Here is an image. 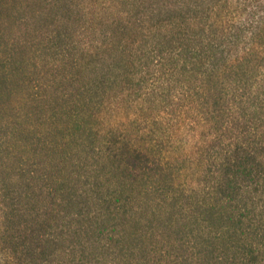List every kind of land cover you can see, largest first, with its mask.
I'll return each instance as SVG.
<instances>
[{"label":"trees","instance_id":"trees-1","mask_svg":"<svg viewBox=\"0 0 264 264\" xmlns=\"http://www.w3.org/2000/svg\"><path fill=\"white\" fill-rule=\"evenodd\" d=\"M117 4V15L105 17ZM221 5L61 4L73 14L64 31L72 21L76 45L61 57L71 89L59 91L61 110L50 104L48 113L36 106L45 85H32L24 112L25 141L33 152L45 148L53 166L24 163L23 235L0 179V264H264V3L243 18ZM106 23L111 30L96 27ZM7 77L2 68L0 79ZM132 94L167 101L174 131L204 133L197 150L208 167L200 178L177 182L182 167L166 172L171 160L153 130L137 146L119 127L95 128L112 97ZM107 160L109 169H100Z\"/></svg>","mask_w":264,"mask_h":264},{"label":"rangeland","instance_id":"rangeland-1","mask_svg":"<svg viewBox=\"0 0 264 264\" xmlns=\"http://www.w3.org/2000/svg\"><path fill=\"white\" fill-rule=\"evenodd\" d=\"M69 1L0 0V71L5 68L8 72L5 81L0 79V179L5 182L9 201L12 199L14 208L19 210L13 217L15 224L13 226L22 235L24 163L39 161L45 170L53 166L52 158L48 156L45 148L41 145L35 146L37 150L33 152V146L24 139V127L25 124L27 125L24 122V112L32 109L29 101L25 99H31L29 93L33 91L32 85L38 83L45 85L40 88L43 98L37 100L36 106L51 113V108H48L50 104L60 109L56 101L59 91L63 88L71 89L70 82L65 81L63 74L70 73L72 69L69 65H65L68 60L61 61L63 53L70 56L76 45L70 33L72 21L66 23L67 27L64 31V19L71 13L67 9H62L61 4ZM220 2L228 10L227 12L224 10L223 13L235 18H243L261 13L259 7L263 5L264 0H220ZM121 8L122 5L117 4L106 10L105 17L112 19ZM72 15L70 18L73 17ZM96 27L103 31L111 30V26L107 23ZM58 32L65 34L59 38ZM130 35L129 37L136 36L132 33ZM74 39L76 40V37ZM82 39L87 40L86 35ZM109 59L112 60L113 56L108 57V61ZM84 75L90 79L86 72ZM135 95L132 94L128 99L121 101L112 97L107 107L94 117L95 128L104 133L112 127H119V133L131 139L137 146L148 142L149 134L146 132L153 130V135L161 140L160 148L171 160V169H167L166 172L176 176L177 169L182 167V173L176 178L177 182L190 180L192 177L194 180L200 178L208 167L205 152L202 154L197 150V147L202 145L204 133L197 128L191 130L187 126L174 131L166 107L167 101L144 102L139 99L136 100L138 104L134 100ZM27 96L29 98H25ZM49 99L52 100L48 101ZM33 105L35 107V104ZM65 119V116L61 115L58 124L66 125ZM133 120L135 123L131 124ZM33 121L35 122V119ZM79 148L85 147L80 145ZM86 148L89 151V148ZM88 162H94V158L90 156ZM105 165L103 167L104 164L101 162L98 166L102 170L110 167L108 160ZM55 171L54 167V174Z\"/></svg>","mask_w":264,"mask_h":264}]
</instances>
